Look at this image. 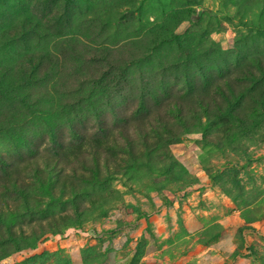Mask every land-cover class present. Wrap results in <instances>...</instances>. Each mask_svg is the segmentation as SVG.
<instances>
[{"label":"rangeland","instance_id":"rangeland-1","mask_svg":"<svg viewBox=\"0 0 264 264\" xmlns=\"http://www.w3.org/2000/svg\"><path fill=\"white\" fill-rule=\"evenodd\" d=\"M0 264H264V0H0Z\"/></svg>","mask_w":264,"mask_h":264}]
</instances>
